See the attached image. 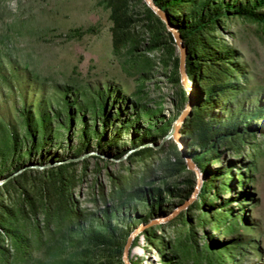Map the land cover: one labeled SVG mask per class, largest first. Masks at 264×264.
<instances>
[{
    "label": "rangeland",
    "instance_id": "obj_1",
    "mask_svg": "<svg viewBox=\"0 0 264 264\" xmlns=\"http://www.w3.org/2000/svg\"><path fill=\"white\" fill-rule=\"evenodd\" d=\"M160 2L188 93L144 0H0V264H264V0Z\"/></svg>",
    "mask_w": 264,
    "mask_h": 264
},
{
    "label": "water",
    "instance_id": "obj_2",
    "mask_svg": "<svg viewBox=\"0 0 264 264\" xmlns=\"http://www.w3.org/2000/svg\"><path fill=\"white\" fill-rule=\"evenodd\" d=\"M147 6L154 12L156 13L165 23L167 29L171 32L174 42L176 46L178 47L179 51V59H178V72L181 78V83L184 86V89L188 93L189 91V86L186 84V79H185V69H184V55H185V49L186 47L182 43L181 37L179 32L170 24L166 14L153 2V0H144ZM189 102L185 105V107L181 110L179 115L174 119V121L171 124V129L169 132V135H172L173 137L177 136V130L178 126L180 124V121L182 118L187 114L188 108H189ZM187 164L190 168H192L191 162L187 159ZM146 224H139L137 225L127 236L126 241L123 245L122 248V253H121V259L123 264H129L127 260V252H128V247L132 241V239L137 235V233L142 230L145 227Z\"/></svg>",
    "mask_w": 264,
    "mask_h": 264
},
{
    "label": "trees",
    "instance_id": "obj_3",
    "mask_svg": "<svg viewBox=\"0 0 264 264\" xmlns=\"http://www.w3.org/2000/svg\"><path fill=\"white\" fill-rule=\"evenodd\" d=\"M161 0H153V2L161 9V10H163V9H165L166 7H167V5H169V3L168 4H166L165 2L164 3H161L160 2ZM180 1H182V0H172V3H178V2H180ZM228 8H230V7H228ZM238 13H241V14H245V13H247L249 16H251V17H254V18H257V19H260V17L257 15V14H255L252 10H248L247 12H245V11H238ZM201 26V24H197V26H195V28H194V30L196 29V28H198V27H200ZM44 264H47L46 262L44 263Z\"/></svg>",
    "mask_w": 264,
    "mask_h": 264
},
{
    "label": "bare ground",
    "instance_id": "obj_4",
    "mask_svg": "<svg viewBox=\"0 0 264 264\" xmlns=\"http://www.w3.org/2000/svg\"><path fill=\"white\" fill-rule=\"evenodd\" d=\"M185 79H186V84H188V86L191 85L190 81H188L186 77H185Z\"/></svg>",
    "mask_w": 264,
    "mask_h": 264
}]
</instances>
